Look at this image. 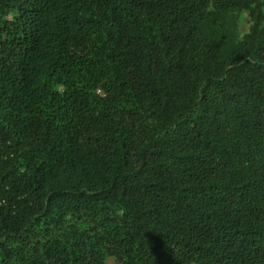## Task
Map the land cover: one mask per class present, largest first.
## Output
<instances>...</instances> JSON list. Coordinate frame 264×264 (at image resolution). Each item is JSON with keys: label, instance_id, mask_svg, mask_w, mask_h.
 Listing matches in <instances>:
<instances>
[{"label": "trees", "instance_id": "16d2710c", "mask_svg": "<svg viewBox=\"0 0 264 264\" xmlns=\"http://www.w3.org/2000/svg\"><path fill=\"white\" fill-rule=\"evenodd\" d=\"M264 264V0H0V264Z\"/></svg>", "mask_w": 264, "mask_h": 264}, {"label": "rangeland", "instance_id": "374dc122", "mask_svg": "<svg viewBox=\"0 0 264 264\" xmlns=\"http://www.w3.org/2000/svg\"><path fill=\"white\" fill-rule=\"evenodd\" d=\"M108 262H109V264H116L114 258H109L108 259Z\"/></svg>", "mask_w": 264, "mask_h": 264}]
</instances>
